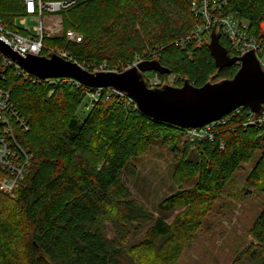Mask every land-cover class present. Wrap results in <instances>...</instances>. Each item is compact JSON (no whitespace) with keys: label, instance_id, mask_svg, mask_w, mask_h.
<instances>
[{"label":"trees","instance_id":"16d2710c","mask_svg":"<svg viewBox=\"0 0 264 264\" xmlns=\"http://www.w3.org/2000/svg\"><path fill=\"white\" fill-rule=\"evenodd\" d=\"M46 1L71 2L58 12L62 29L82 39L68 41L63 33L44 38V46L63 50L90 71L102 65L117 71L115 64L138 54L169 69L161 78L174 75L198 87L231 78L239 68L235 63L219 70L206 42L200 47L182 42L201 23L191 12L192 2L199 0ZM215 1L218 7L210 9L211 15L244 21L246 34L264 47V0ZM23 16V0H0L4 24ZM219 32L221 45L234 56ZM34 78L13 68L0 78L13 111L14 148L21 158L22 150L30 158L28 173L12 192L0 188V264H177L225 183L257 150L261 155L247 182L264 192V126L250 123L252 113L240 107L214 125L211 139L184 141L173 178L194 181L163 199L158 205L162 215L154 217L132 199L122 172L154 139L182 138L187 129L145 116L125 95L107 96L109 88L69 78ZM96 90L100 94L92 104L89 94ZM192 145L204 152L201 162L186 158ZM175 211L168 223L166 213ZM143 224L142 240L129 246V236ZM250 236L256 252L246 249L232 264H264V206Z\"/></svg>","mask_w":264,"mask_h":264},{"label":"rangeland","instance_id":"374dc122","mask_svg":"<svg viewBox=\"0 0 264 264\" xmlns=\"http://www.w3.org/2000/svg\"><path fill=\"white\" fill-rule=\"evenodd\" d=\"M55 19L61 20L58 13L50 15L46 23L51 24ZM38 24L36 17L27 16L25 24H20L18 19L16 27L26 28L29 26L33 30ZM137 29H139L138 26ZM106 41L118 45V47L123 45L117 41H113V43L109 40ZM137 59L138 54H133L132 58L128 60L129 62L115 64L117 71H114V68L101 70L98 67L97 69L98 71H124L130 68L133 61ZM164 79H166L165 83L173 86L178 84L181 86L183 82L181 78L174 75H169ZM112 92L115 91L106 90L107 96ZM99 94L97 90L89 94L92 104ZM87 107L85 105L84 108ZM80 112L81 110L78 114L82 115L83 113ZM214 129L211 127L206 136L191 139L186 134L182 138L175 137L173 140L154 139L144 152L127 162L122 172V180L131 193L132 199L142 204L154 217L161 216L162 212L158 209L159 203L173 191L190 187L194 181L192 178H187L182 183H178L173 178L175 167L184 155V141L197 142L203 138L211 139L210 135ZM260 155L261 151L257 150L250 161L242 164L241 168L228 179L219 199L212 205L206 220L199 228L195 240L183 251L177 264H232L235 257L246 249L252 250L253 253L256 252V249L251 247L253 242L249 240L251 238L250 229L264 206V192L249 185L247 178ZM205 157L204 152L196 145L190 147L186 156V158L197 162H201ZM206 159L209 160L208 157ZM176 213L177 211L166 213V221L172 222ZM145 228L146 225L143 224L140 230L132 232L128 240L129 246L142 240ZM107 231L109 236H113V230L109 224H107Z\"/></svg>","mask_w":264,"mask_h":264},{"label":"water","instance_id":"95a60500","mask_svg":"<svg viewBox=\"0 0 264 264\" xmlns=\"http://www.w3.org/2000/svg\"><path fill=\"white\" fill-rule=\"evenodd\" d=\"M220 32L212 28L206 47L217 69L238 63L228 79L194 86L184 79L181 86L149 88L144 73L170 74L157 60L142 61L124 71H90L56 53L21 56L0 37V52L25 72L40 80L69 78L92 88H109L131 99L145 116L179 128H199L221 119L237 108L246 107L256 117L264 110V70L254 50L230 56L220 43ZM253 242L252 238L249 239Z\"/></svg>","mask_w":264,"mask_h":264},{"label":"built area","instance_id":"2783aa9c","mask_svg":"<svg viewBox=\"0 0 264 264\" xmlns=\"http://www.w3.org/2000/svg\"><path fill=\"white\" fill-rule=\"evenodd\" d=\"M23 2L26 16L14 19L11 25L4 24L0 19V37L2 41L21 56H26L24 53L42 55L41 52L46 50L48 54L53 52L65 59L71 60L63 50L45 47L43 44L44 38L60 36L63 33L68 41L75 43L81 41L82 36L76 31L72 29L63 31L60 19H55L51 24L46 23L50 15L58 13L71 2L46 0H23ZM217 7V2L215 0L193 1L191 12L200 18L201 23L195 25L192 34L182 42H194L196 47H200L205 42H209L212 28H215L221 31L229 41V47L234 55L241 56L250 50H254L264 70V47L260 45L257 40L246 34L247 24L229 15L221 16L218 13L215 16L211 15L210 9L214 10L217 9ZM27 16L36 17L39 24L34 27L33 30H31L29 26L26 28L16 27L17 20L19 19L20 24L24 25ZM142 61V59L138 58L133 61L131 67ZM8 68H13L14 72L24 78L31 76L16 62L12 61L10 58H5V55L0 52V78L5 75ZM99 68H101V70L106 69L104 65ZM94 70L98 71L97 68H94L93 71ZM144 74L146 85L149 88L160 87L163 83L167 84L165 83L166 79L163 80L156 72H146ZM34 79L33 82L40 80L37 77ZM238 109L239 108L234 111ZM12 114L13 111L9 101V92L0 86V174L2 175L0 178V188L7 193H11L16 184L24 179L30 165V158L27 153L22 150L21 153L23 157L21 158L14 148L15 132L11 125ZM252 115L253 117L250 123H257L264 126V110L258 117L253 113ZM219 120L199 128H188L186 136L190 139L206 136L210 128L214 127ZM224 121L225 120H220V123L223 124ZM210 137L212 138V135H210Z\"/></svg>","mask_w":264,"mask_h":264}]
</instances>
